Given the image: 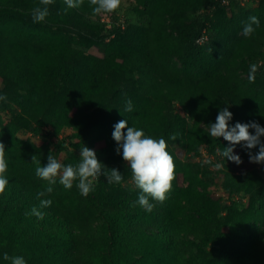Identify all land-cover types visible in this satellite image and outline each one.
Returning a JSON list of instances; mask_svg holds the SVG:
<instances>
[{
    "label": "trees",
    "instance_id": "obj_1",
    "mask_svg": "<svg viewBox=\"0 0 264 264\" xmlns=\"http://www.w3.org/2000/svg\"><path fill=\"white\" fill-rule=\"evenodd\" d=\"M132 1L124 16L125 29H106L101 17L117 15H92L89 0L76 9L67 8L64 0H53L45 20L39 23L33 22L32 12L37 6L44 7L40 0H0V94L7 96L0 103V112L8 118L0 131V142L9 145L5 148L9 184L0 197V206L19 201V215L31 218L27 209L39 207L42 199H51L38 198L42 190L31 183L36 168L31 156L36 155L45 166L48 154L30 149L16 138L17 134L44 136L48 130L58 133L63 126L93 130L105 137L106 147L100 153L113 156L106 160L111 166L117 160L114 125L125 119L146 135L165 139L174 158L175 178L182 174L191 187L181 188L173 180L167 199L151 212L125 203L127 210L113 216L95 205L106 221L101 263L264 264L256 252L257 229L250 228L248 235L242 232L244 217L239 222L234 219L235 224L226 231L215 224L211 212L214 204L206 187L213 179L207 169L190 161L182 163L173 155L177 146L192 155L202 150L216 155L229 147L228 142L212 138L201 126L214 123L218 111L225 107L232 113L230 126L256 121L264 127V66L259 67L254 83L248 81L249 66L264 59V0H246L243 4L231 0L228 6L214 0ZM248 2H257V6L245 7ZM251 16L259 19V26L253 25L254 33L244 37L242 31ZM65 28L75 32L76 40L52 32ZM203 31L208 40L196 45ZM92 48L97 54L90 52ZM173 57L180 66L171 61ZM238 72L245 73L247 79H241ZM59 83L64 89L57 90ZM129 100L132 111H125ZM176 105L183 114H175L170 121L164 111ZM237 151L242 164L249 162L240 145L235 146ZM257 151L252 150L253 154ZM70 155L61 163L71 164ZM118 156L122 160V154ZM228 171L225 183L231 184L232 194H252L264 203V179L256 173ZM98 182L99 187H105L106 176L101 175ZM199 185L201 191L195 188ZM27 198L34 201L23 205L27 202L21 199ZM179 201L182 206H178ZM67 202L65 208H72L73 200ZM41 210L48 220L44 223L55 217L53 221L62 231L63 225L69 224L53 206ZM258 211L264 212V206ZM8 214L16 213L4 211L0 219ZM140 221L160 223L161 230H137L135 243L128 246L132 242H125L124 237ZM70 231L74 233L64 231L65 236L76 232ZM196 250L200 254H195Z\"/></svg>",
    "mask_w": 264,
    "mask_h": 264
},
{
    "label": "rangeland",
    "instance_id": "obj_2",
    "mask_svg": "<svg viewBox=\"0 0 264 264\" xmlns=\"http://www.w3.org/2000/svg\"><path fill=\"white\" fill-rule=\"evenodd\" d=\"M131 3H133L132 0H121L119 9L114 12L119 16L118 19L124 21L127 9L133 6ZM256 6L257 2H248L247 5H245V7ZM113 27H116L113 22L109 21L106 23V29H112ZM52 32L68 37L73 36L75 40L77 38L75 32L67 28H65L64 31L53 30ZM83 32L88 34V30H83ZM168 32L175 35V33L169 29ZM90 52L92 54H97L95 48H92ZM171 61L177 66H180L177 58L173 57ZM238 74L241 79H247L245 73L238 72ZM56 87L57 90L64 89L62 83H59ZM164 114L172 121L175 114H180L182 116L183 111L181 107L177 105L173 108L167 106ZM184 116L186 120L189 119L188 115ZM0 120L3 123L2 125L0 124L1 131L8 120L6 113L0 112ZM207 125L209 124H201L206 131H208ZM51 128L54 129L53 127ZM47 129L49 128L47 127ZM47 129H45V131ZM79 136L82 137L81 140L78 138ZM16 138L21 142H25L26 145L31 146L30 149H37L39 153L48 154L51 150L52 154L60 162L64 158L67 159L71 153L70 162L71 164L73 163V165L79 162L80 149L86 146L95 150L97 159L105 165L106 168H116L119 170L123 174V180L120 184L107 183L105 187H99L100 183L98 180L94 181V191L87 197H84L76 187L79 181H75L73 187L70 190H66L59 183V177H57V182L55 184L49 185L48 182L39 179L34 173V177L31 180L34 186L41 188L42 191H45L48 187H52L53 191L50 194L46 193L42 197H50L53 209L63 216V222H69V224L63 225L65 228L64 231L74 233L70 230H75L76 232L67 237L64 231L60 230L55 223L56 220L53 221L55 217L51 219L50 222L45 223L43 222V220H46L44 216L43 219H38L32 215L31 218H25L19 215V213H22L19 205L21 203L19 201H17V203L12 201V205L8 202L0 206V214L10 209L16 214H8L0 219V264H10L9 261L3 259L5 253L9 256H23L27 264H102L100 255L101 251L104 249L103 242L105 240L106 221L102 212H99L95 208V205H98L101 211H104L106 214L117 216L121 211L127 210L128 205L125 203L129 204V206L135 205L140 194V190L135 187L132 181L131 171L126 163L123 159L121 160L118 155H115L117 160H115L111 166H108L109 162H106V160H110L113 156L100 153V151L106 147V140L103 135H99L93 130L82 129L76 131L70 126H63L58 133L48 130L47 134L44 136L33 137L30 136V134H17ZM222 140L223 138H221V141ZM8 147L9 145L6 144L5 148ZM21 147L22 146H18V148ZM15 148H17V145ZM234 154H238V151L234 152ZM173 155L182 163L188 164L192 162L197 164L202 170L207 169L209 177L213 179V182L206 185V187L210 196V201L214 204L211 212L215 224L226 231L228 226H232V223L235 224L233 221L234 219L239 222L240 217H244L246 219V225L241 224L242 232L248 235L250 228L257 229L258 246L256 252L264 259V212L258 211L260 206H264V203L255 200L252 194L246 196L232 194L230 191L231 184L225 183V173L229 172V169H233L235 174H239L243 171L247 175L249 173H256L258 178L264 179V164L246 162L237 166L232 162H226L223 157L218 155V152H216L218 157L213 154L208 155L206 150H202V152L199 151V153L192 155L187 154L181 146H177L173 150ZM208 159H211L212 162L205 163ZM217 163H223L224 167L220 169L215 168V164ZM189 171L194 173L191 170ZM173 183L181 188L191 187L180 173L177 174ZM195 188L197 191L202 190L201 185ZM29 191L33 192V190ZM62 196H65L67 200H73L74 204L72 208H65L68 207V202L67 200L62 201ZM21 200L27 202H23V205H30L32 201H34V199L30 198ZM150 203L154 204V208H156L157 204H160V202L151 200V198ZM178 206H182V202L179 201ZM35 207L43 212L40 206ZM31 208L27 209V211L30 212ZM230 210L231 212H228ZM159 227L160 223L146 224L144 222L139 223L138 226H132L131 230H129L130 232L124 237L125 242L127 239V242L132 243L123 245L130 246L135 243L134 237L137 230L147 229L148 232L154 231L153 233H159L158 230H161ZM60 231L62 233H59ZM193 236L196 237L197 234H193ZM191 237L192 236L189 235V238ZM123 254L124 252L121 255ZM195 254H200V252L196 250ZM121 255L119 257H121Z\"/></svg>",
    "mask_w": 264,
    "mask_h": 264
},
{
    "label": "clouds",
    "instance_id": "obj_3",
    "mask_svg": "<svg viewBox=\"0 0 264 264\" xmlns=\"http://www.w3.org/2000/svg\"><path fill=\"white\" fill-rule=\"evenodd\" d=\"M52 3L53 0H40V5L44 7L37 6L33 9L32 20L34 23L45 20L48 15L47 6ZM64 3L67 8L76 9L84 3V0H64ZM89 4L92 6V15L111 14L119 9L121 0H89ZM118 18V15L116 17L104 15L101 20L104 22L105 27L106 23L111 21L120 29H125L127 26L125 19L122 21ZM253 25L259 26V19L256 16L249 17V22L245 24L242 31L244 37H250L254 33L255 28ZM261 64H264V61L249 66V83L255 82L256 73ZM6 100L7 96L0 94V101ZM125 111H132L130 100L126 102ZM231 120L232 113L225 107L218 111L215 122L206 126L212 138H223L229 144V147L223 148L222 151L218 152V155L239 166L243 161L238 154H234V148L236 145H240L247 152L249 163L264 164V141L261 139L264 137V127L256 121L237 122L234 126H230L229 121ZM112 139L117 145L116 154H122L123 161L131 171L132 181L135 187L140 190L136 204L147 212H151L154 204L150 203V198L163 203L167 199V193L171 191L172 181L175 179L174 158L167 151V142L163 138L157 139L151 135H146L142 129L129 126L125 119H121L114 125ZM172 139H175V136ZM253 149H258V151L253 154ZM31 161V163L36 164L35 175L39 179L47 181L49 185L55 184L57 177H59V183L66 190H70L74 182L79 181L76 187L84 197L94 191V181H97L101 175L106 176L109 184H120L123 180V174L119 170L116 168L107 169L97 159L95 150L86 146L80 149V160L75 165L62 164L52 154L51 150L47 155L45 166H41L36 155L31 156ZM211 162V159L205 161V163ZM223 167V163L215 164L217 169ZM7 172L8 162L6 160L5 145L0 142V196L5 195L9 184ZM52 191V187H48L45 191L38 192L37 197H42L46 193L50 194ZM51 205V199L40 200V208L50 207ZM27 215L43 219L44 213L36 207H32ZM3 259L9 261L10 264H27L23 256H9L5 253Z\"/></svg>",
    "mask_w": 264,
    "mask_h": 264
},
{
    "label": "built area",
    "instance_id": "obj_4",
    "mask_svg": "<svg viewBox=\"0 0 264 264\" xmlns=\"http://www.w3.org/2000/svg\"><path fill=\"white\" fill-rule=\"evenodd\" d=\"M217 4L221 5V6H228L230 4L231 0H214ZM241 1V3L243 4L244 2H246V0H238ZM208 40V36L206 35V32L203 31L201 33V35L197 38L196 40V44L197 45H202L204 44L206 41ZM262 61H264V59L259 60L258 64H260ZM261 66H264V64H261Z\"/></svg>",
    "mask_w": 264,
    "mask_h": 264
}]
</instances>
